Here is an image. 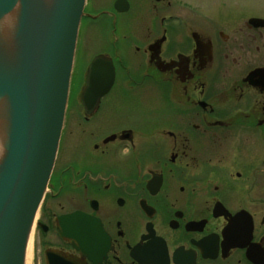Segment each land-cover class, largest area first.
<instances>
[{
    "label": "flooded vegetation",
    "instance_id": "obj_1",
    "mask_svg": "<svg viewBox=\"0 0 264 264\" xmlns=\"http://www.w3.org/2000/svg\"><path fill=\"white\" fill-rule=\"evenodd\" d=\"M116 1L86 0L83 19L127 15L132 52L96 53L113 86L90 111L68 103L33 264H264V12Z\"/></svg>",
    "mask_w": 264,
    "mask_h": 264
},
{
    "label": "water",
    "instance_id": "obj_2",
    "mask_svg": "<svg viewBox=\"0 0 264 264\" xmlns=\"http://www.w3.org/2000/svg\"><path fill=\"white\" fill-rule=\"evenodd\" d=\"M86 0H0V28L16 12L10 46L0 43V264H26L36 217L58 154ZM118 11L128 9L117 0ZM115 81L111 59L96 57L83 94L87 111Z\"/></svg>",
    "mask_w": 264,
    "mask_h": 264
},
{
    "label": "rangeland",
    "instance_id": "obj_3",
    "mask_svg": "<svg viewBox=\"0 0 264 264\" xmlns=\"http://www.w3.org/2000/svg\"><path fill=\"white\" fill-rule=\"evenodd\" d=\"M113 0H104L106 6H111ZM202 1V0H200ZM211 1V0H208ZM249 3L250 9H259L264 12V0H246ZM127 15H121L117 21V30H113L112 21L105 16L92 25H89L85 19L81 22L77 51L73 66L72 78L70 83L69 104L78 114L82 113L81 99L86 86L87 68L93 56L96 53L109 51L110 54L129 58L132 50L130 49L129 39L123 37L126 31L125 23ZM112 93H115L118 98H124L122 92L124 88L121 84H117ZM111 93V94H112ZM150 96L151 99H162L163 92L161 89L151 88L144 96ZM130 105V104H129ZM72 110L68 106L67 124L70 122ZM66 124L65 129L68 128ZM65 132V131H64ZM65 134V133H64ZM33 234V233H32ZM26 264H33V237H31L27 253Z\"/></svg>",
    "mask_w": 264,
    "mask_h": 264
},
{
    "label": "bare ground",
    "instance_id": "obj_4",
    "mask_svg": "<svg viewBox=\"0 0 264 264\" xmlns=\"http://www.w3.org/2000/svg\"><path fill=\"white\" fill-rule=\"evenodd\" d=\"M16 17V12L14 11L12 14L8 15L4 22L1 23L0 28V43L4 46H10L11 43V35H12V29L14 25V20ZM5 101L0 100V156L2 154V142L4 141L5 137V128H6V122H5Z\"/></svg>",
    "mask_w": 264,
    "mask_h": 264
}]
</instances>
